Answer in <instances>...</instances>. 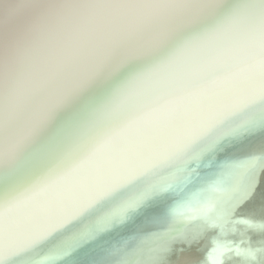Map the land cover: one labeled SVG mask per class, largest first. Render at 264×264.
<instances>
[{"label": "snow or ice", "instance_id": "obj_1", "mask_svg": "<svg viewBox=\"0 0 264 264\" xmlns=\"http://www.w3.org/2000/svg\"><path fill=\"white\" fill-rule=\"evenodd\" d=\"M260 129L264 0L0 7V264H99L75 258L160 195L174 161ZM214 245L216 264L264 254Z\"/></svg>", "mask_w": 264, "mask_h": 264}, {"label": "water", "instance_id": "obj_2", "mask_svg": "<svg viewBox=\"0 0 264 264\" xmlns=\"http://www.w3.org/2000/svg\"><path fill=\"white\" fill-rule=\"evenodd\" d=\"M238 139L245 140H233L234 145L241 146L234 153L224 151L206 157L190 182L181 183L168 200L149 202L110 226L75 259H94L99 264H216L219 253L212 254L214 241L234 250L249 245L253 249L264 247L260 203L264 191V129ZM258 143L256 150L248 154L247 150ZM241 154L248 157L243 159ZM253 181L257 194L231 218L223 216L222 209ZM196 213L200 214L198 220ZM240 219H248L254 227L234 222ZM157 236L158 240H150ZM223 264H264V254L253 260L232 251L223 257Z\"/></svg>", "mask_w": 264, "mask_h": 264}, {"label": "bare ground", "instance_id": "obj_3", "mask_svg": "<svg viewBox=\"0 0 264 264\" xmlns=\"http://www.w3.org/2000/svg\"><path fill=\"white\" fill-rule=\"evenodd\" d=\"M11 2H19V0H0V7L6 6L8 3ZM259 2V0H258ZM249 139V136H248ZM247 139V141H248ZM234 141H239L242 142L244 140L238 139V137L235 138H229L226 139L223 142L222 147L220 150L217 151H208V150H199L197 152H194L189 158L187 159H182V160H176L174 161L169 167H167L161 174L160 176L156 177V181L159 184V187L161 189L160 195L155 197L153 200L150 202H155L157 203L158 201H165L168 200L169 194L176 192L177 188L180 186V184H185L186 182H190V179L194 177L196 170L199 168V165L204 163V159L208 156L214 155L216 156L217 154H220L224 151H227L228 153H234L236 147H241V146H236L233 144ZM259 146V143L256 144L253 148V146L250 149H248L247 153L251 154L256 148ZM260 152V150H259ZM241 157L244 159L248 157L246 154H241ZM256 161V160H255ZM252 162V161H250ZM257 178V176H256ZM186 179V180H185ZM198 194V193H196ZM195 194V195H196ZM198 200V197H196ZM199 213H196L194 215L195 219L198 220L199 218ZM260 230L262 228L260 227ZM171 231V230H167ZM166 232H163L162 235H165ZM159 236L153 237L150 240H158ZM148 243V242H144ZM183 263H185V259L182 260ZM152 261H148V264H151Z\"/></svg>", "mask_w": 264, "mask_h": 264}]
</instances>
